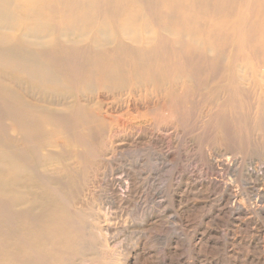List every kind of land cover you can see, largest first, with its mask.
Returning <instances> with one entry per match:
<instances>
[{
    "label": "rangeland",
    "instance_id": "1",
    "mask_svg": "<svg viewBox=\"0 0 264 264\" xmlns=\"http://www.w3.org/2000/svg\"><path fill=\"white\" fill-rule=\"evenodd\" d=\"M248 78L254 97L239 107L227 78L219 95L203 87L179 89L172 103L133 101L123 130L64 121L76 158L28 143L17 156L24 206L0 198V261L264 264V77Z\"/></svg>",
    "mask_w": 264,
    "mask_h": 264
},
{
    "label": "bare ground",
    "instance_id": "2",
    "mask_svg": "<svg viewBox=\"0 0 264 264\" xmlns=\"http://www.w3.org/2000/svg\"><path fill=\"white\" fill-rule=\"evenodd\" d=\"M256 72L264 77V0H0V198L24 206L17 156L28 143L79 157L64 121L123 130L133 101L219 95L227 78L236 107L254 97L245 81Z\"/></svg>",
    "mask_w": 264,
    "mask_h": 264
}]
</instances>
